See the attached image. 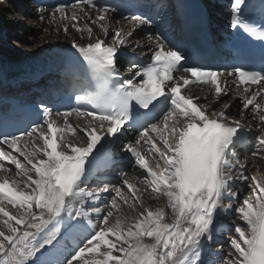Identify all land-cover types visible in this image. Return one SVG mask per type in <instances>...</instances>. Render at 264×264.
Listing matches in <instances>:
<instances>
[{
  "label": "snow or ice",
  "instance_id": "snow-or-ice-1",
  "mask_svg": "<svg viewBox=\"0 0 264 264\" xmlns=\"http://www.w3.org/2000/svg\"><path fill=\"white\" fill-rule=\"evenodd\" d=\"M230 9L231 29L259 42V54L237 51L235 62L210 68L190 64L159 31L148 34L154 47L142 63L134 34L150 17L124 16L125 30L113 27L117 9L97 0L37 7L57 34H79L71 46L89 83L76 107L40 104L30 130L0 132V264H217L206 257L224 230L232 235L219 264H264V0H231ZM129 130L137 135L122 151L144 187L121 172L117 185L89 190ZM148 191L165 206H148Z\"/></svg>",
  "mask_w": 264,
  "mask_h": 264
},
{
  "label": "bare ground",
  "instance_id": "bare-ground-1",
  "mask_svg": "<svg viewBox=\"0 0 264 264\" xmlns=\"http://www.w3.org/2000/svg\"><path fill=\"white\" fill-rule=\"evenodd\" d=\"M14 1L15 0H6V2L4 4H0V38H1L0 43H3L1 41L3 37L11 34V32L9 31L8 28L9 27L11 28V25H14V24L16 26L20 25L21 26L20 29L25 30L24 34H26V35L30 34V37H24L23 42H25V40H28V41L32 40V43L28 42L27 46L25 47L22 45V43L15 42L17 47L19 46L18 49H20L19 50L20 52L16 53V55L14 54L15 57H13V58L20 57L21 59L28 60L29 58H31L33 56L40 55V54H43V53L49 52V51L61 50V49H63V50H75L71 46V37H78L79 34L77 32H75L73 29L70 28L68 36H66L62 31L59 34H57V32L55 31V25L49 24L47 22V19L44 22L40 21L38 18V15H37V11L30 10V8L27 6L28 3L24 2L22 4V6H18L17 4H15ZM20 9H24L25 13H24V15H22L24 17L18 16ZM22 20H23V22H21ZM12 28H13V26H12ZM96 32L98 34V32H99L98 28L96 29ZM20 42H22V41H20ZM79 42L81 44H86L88 41L87 40H80ZM31 45H32V47H30ZM11 55H13V54H11ZM4 57L0 56V61H3V62H13L14 61V60L10 61L9 58H4ZM236 109H237V104H234V107L231 110H236ZM70 122L73 123L74 125L80 124V121H78L75 117H70ZM69 135H71V134H69ZM73 139L79 140V134L76 137H74ZM5 148H6V146H5ZM122 148H123V145H121L118 148V154H120L122 152ZM6 150H7V148H6ZM248 161L250 163V164H248L250 167L252 165V160L249 158ZM11 167H13V174H14V172H15L14 166H11ZM123 167H124V165H122V167H120L119 172L115 173V174L120 175L121 172H128L130 180L133 183L138 184L139 187L143 188L144 185L140 182V179L137 178L139 176H142V173L135 171L134 165L126 167V169ZM261 171H264V170L262 169ZM249 172L250 171L248 168V173ZM248 173H246V174H248ZM88 188H89V190H91L90 186H88ZM113 194H115V192ZM243 194L244 193H241L240 196H242ZM144 199H145V203L148 206H151L152 208L163 207L166 204L165 198L161 197V198L157 199L156 194L155 193L153 194L151 191L144 193ZM235 215L236 214L233 213L234 218H235ZM223 219H224L225 224L227 226H233L232 220L228 219L227 217H224ZM224 232L226 233V235L230 234V232L227 230H224ZM220 234L217 235L216 240H218L221 237ZM221 239H227V236H226V238L222 237ZM225 251L227 254V252H228L227 249H225V247H222L221 251H220V254H221L220 257L215 258V257L211 256V257H206V258H209L213 261H216L217 264H219L220 260L227 258V256L225 255Z\"/></svg>",
  "mask_w": 264,
  "mask_h": 264
},
{
  "label": "rangeland",
  "instance_id": "rangeland-1",
  "mask_svg": "<svg viewBox=\"0 0 264 264\" xmlns=\"http://www.w3.org/2000/svg\"><path fill=\"white\" fill-rule=\"evenodd\" d=\"M18 16H20V17H24V16H22V14H20L19 13V15ZM21 22H23V20L21 21ZM12 26H13V28H12ZM20 25L19 26H16L15 24L14 25H11V28L9 27L8 29H9V31L11 32V34H9V35H7V36H5V37H3L2 38V42L3 43H0V55L1 56H5L6 58H13V57H15L14 56V54L16 55V53H19L20 51V49H18V47H17V45H16V43L15 42H19V43H22V45L23 46H27V44H28V42L29 43H32V40L31 41H28V40H25V42H23V40H24V37H30V34H28V35H26V34H24V32H25V30L24 29H20ZM1 39V38H0ZM20 41H22V42H20ZM33 45V44H32ZM32 45L30 46V47H32ZM11 47V48H10ZM28 50V49H27ZM31 50V49H30ZM13 54V55H11V54ZM18 58H20V57H16L15 59H18ZM14 59V58H13ZM12 59V60H13ZM126 169V168H125ZM261 169H263L264 170V168L263 167H261ZM128 170V169H127ZM126 170V171H127ZM251 170V166L249 167V171ZM91 188V187H90ZM114 192L112 191V194H113ZM154 194V193H153ZM245 194V193H244ZM244 194L242 195V196H244ZM113 195H115V194H113ZM245 195H247V192H246V194ZM242 197L240 196V199H241ZM224 232V231H223ZM226 234V233H225ZM230 235H232V233L230 232V234H228V235H226L227 236V239H228V237L230 236ZM226 236H225V238H226ZM226 240V239H225ZM223 240L224 241V245L225 246H223V247H225V249H227V251L229 250L228 249V240ZM221 241H222V239H221ZM220 244V241H219V243H215V244H213V250H214V254H216V253H218L219 252V250H218V245ZM221 244L223 245V242H221ZM221 247V246H220ZM222 248V247H221ZM225 255L227 256V254H226V251H225Z\"/></svg>",
  "mask_w": 264,
  "mask_h": 264
}]
</instances>
